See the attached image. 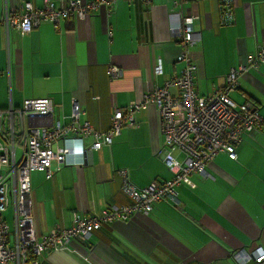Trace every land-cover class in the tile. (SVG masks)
I'll return each mask as SVG.
<instances>
[{
    "label": "crops",
    "instance_id": "1",
    "mask_svg": "<svg viewBox=\"0 0 264 264\" xmlns=\"http://www.w3.org/2000/svg\"><path fill=\"white\" fill-rule=\"evenodd\" d=\"M45 0H0L7 8L26 2L42 7ZM63 7L69 0H51ZM91 1V0H83ZM107 11L85 19L71 17L58 28L43 22L33 32L9 34L0 27V110L22 108L25 101L49 98L54 117L65 119L72 100L83 108L80 122L108 131L116 108L126 109L186 67L177 61L181 47L173 38L169 14L199 15L195 29L201 39L189 48L196 66V90L210 96L225 84V76L264 42V0H234L231 23H221L219 0H117ZM157 59L163 76H156ZM117 67L122 77L107 75ZM178 95L176 88L171 89ZM230 98L253 103L263 119L260 129L246 134L236 147V159L220 153L203 174H193V187H177L179 206L164 200L151 213L103 224L87 242L48 252L42 264H239L234 253L264 249V63L239 80ZM185 112L176 119L181 121ZM137 124L125 126L113 143L87 154L81 167L53 166V176L31 174L32 210L38 237L57 227L68 229L74 216L99 215L112 206H132L122 190L119 170H126L138 188L173 178L163 158L161 118L151 105L136 113ZM92 142L86 140L87 146ZM172 155L183 160L175 149Z\"/></svg>",
    "mask_w": 264,
    "mask_h": 264
},
{
    "label": "built area",
    "instance_id": "2",
    "mask_svg": "<svg viewBox=\"0 0 264 264\" xmlns=\"http://www.w3.org/2000/svg\"><path fill=\"white\" fill-rule=\"evenodd\" d=\"M182 1L173 0L174 9ZM116 2L69 0L63 7H57L51 0H45L42 7L26 2L19 9L7 8L0 17V27H4L7 34L17 29L26 35L43 22L58 28L62 21L74 16L83 20L95 11H107L110 15ZM233 3L234 0H219L224 25L231 23ZM198 20L197 14L183 17L181 12H170L172 36L182 49L177 61L185 62V69L180 75L165 80L163 86L151 89L141 102L132 103L126 109L116 108L108 131H98L89 122L81 123L83 108L76 99L72 100L70 115L65 117L68 124L55 119L54 104L49 98L27 100L22 108L0 110V264H42L48 252L68 248L75 241L87 242L103 224L127 219L129 215H147L156 203L164 200L179 206L178 186L193 187L190 177L203 174L220 153L236 159L237 145L244 135L260 129L263 119L253 103L238 104L230 98V92L237 88L245 73L257 70L264 63V42L239 67L230 70L223 87L210 96H200L196 90V66L189 59V48L201 39L200 32L195 29ZM154 72L156 76L164 75L162 59H157ZM107 75L114 81L122 77V72L112 66ZM173 88L178 90L177 96L172 95ZM151 105L159 111L164 137L157 155L163 158L173 178L138 188L129 180L126 170H119L122 190L133 200L132 206H112L89 217L75 215L70 228L57 227L40 239L32 210V172H44L50 180L54 164L58 170L84 166L89 152L111 145L123 127L137 124L136 113ZM180 112H185V117L177 121ZM88 138L92 139L89 146L86 144ZM175 149L185 154L182 161L172 155ZM234 258L239 264H264V249L237 251Z\"/></svg>",
    "mask_w": 264,
    "mask_h": 264
},
{
    "label": "rangeland",
    "instance_id": "3",
    "mask_svg": "<svg viewBox=\"0 0 264 264\" xmlns=\"http://www.w3.org/2000/svg\"><path fill=\"white\" fill-rule=\"evenodd\" d=\"M20 151H21V150H20ZM9 223H10V226L13 228V222H12L11 217H9Z\"/></svg>",
    "mask_w": 264,
    "mask_h": 264
}]
</instances>
